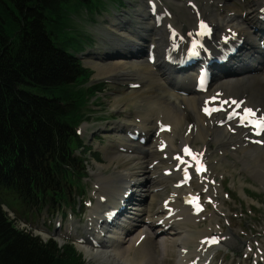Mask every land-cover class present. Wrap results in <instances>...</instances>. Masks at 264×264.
<instances>
[{"label":"bare ground","instance_id":"bare-ground-1","mask_svg":"<svg viewBox=\"0 0 264 264\" xmlns=\"http://www.w3.org/2000/svg\"><path fill=\"white\" fill-rule=\"evenodd\" d=\"M141 1L139 17L143 29L128 32L109 25L114 36L127 42L124 47L137 49L113 53L100 65L88 64L95 69L96 78L105 76L126 85L123 103L114 100L113 106L123 110L132 105L133 111L130 119L117 126L116 133L123 136L114 139L118 142L117 156L124 159L120 162L121 169L113 176L97 179L94 185L95 189L100 186V190L96 189L95 206L89 208L87 215L93 238L87 236L77 244L79 248L84 246L87 255L104 257L109 264H153L156 260L166 264L162 259L168 256V246L172 244L177 248L176 264H210L212 257H205L207 247L222 236L213 239L210 229H189L198 228L197 222L203 217L186 201L203 195L214 208L211 218L219 212L220 202L211 191L220 187L215 180L216 170L225 163L226 155V162L233 158V165L255 174L264 185V0L244 2L245 19L239 17L240 24L236 23V17L242 12L227 4V0H205L201 7L195 0ZM163 2L182 7L185 16L170 12ZM201 23L213 28L214 45H220L217 39L226 40L222 43L223 50L216 53H220L218 59L227 53V59L221 64L213 62L212 68L205 65L212 60L205 57L206 37L197 35ZM187 43L196 52L190 55L194 61L185 66L174 64L176 57L184 56ZM230 46L236 47L233 55L229 53ZM147 49L154 57L152 63ZM202 67L211 72L204 93L196 89ZM252 119L260 122L257 129L249 127ZM163 127L168 131H162ZM144 137L152 139L150 146L141 145ZM187 147L192 148L196 161L205 168L199 175L183 155ZM116 158L107 160L111 164L118 162ZM188 172L190 180L184 181ZM141 184L146 185L145 193L141 192ZM159 189L169 191L158 209L150 213L149 205L155 202L154 193ZM121 190L115 206V196ZM138 191L141 197L147 195L146 205L140 203L143 199L136 195ZM241 192L246 195L244 189ZM207 205L202 203L204 209ZM137 228L133 237H124ZM67 230L72 234L69 226ZM164 234L166 240L153 243ZM208 234L203 245L201 238ZM187 237L194 242L195 249L185 248ZM125 243L130 247H123ZM157 245L162 249L161 260L152 253L158 252Z\"/></svg>","mask_w":264,"mask_h":264},{"label":"trees","instance_id":"trees-1","mask_svg":"<svg viewBox=\"0 0 264 264\" xmlns=\"http://www.w3.org/2000/svg\"><path fill=\"white\" fill-rule=\"evenodd\" d=\"M88 0H0V264H84L70 241H42L3 210L72 206L86 174L77 128L97 90L73 50L66 7Z\"/></svg>","mask_w":264,"mask_h":264},{"label":"rangeland","instance_id":"rangeland-1","mask_svg":"<svg viewBox=\"0 0 264 264\" xmlns=\"http://www.w3.org/2000/svg\"><path fill=\"white\" fill-rule=\"evenodd\" d=\"M195 1L198 3L199 7L205 3V0ZM247 1L251 0L226 1L227 4L230 6L234 5L242 12L240 16L236 17V23L240 24V18L245 19L244 16L246 12L243 3ZM172 3L173 2L165 3V6L170 12L178 13L180 16L182 15V17H184L185 14L182 7ZM146 4L151 5L148 4V2H146ZM141 7V0H88L87 4L74 2L66 7L65 20L68 29L71 30L68 32V36L73 39V50L74 52L82 50L77 55H79L84 69L91 72L87 86H93V89L98 91L94 98L86 99L87 119L77 128V133L83 140L86 148H81L80 151L77 152V154L82 155L85 160L86 174L73 182L75 193L78 195V198L72 206L63 205L57 209L50 208L44 209L43 211L36 212L34 210L31 213H25L16 203L14 196H5L4 198L6 200L4 210L14 222L16 228L32 233L42 241L53 239L59 246L65 244V241H70L77 252L82 255L84 264H109L104 257L98 258L93 254L87 255L83 248L84 246L80 245L79 248L77 243L78 240H84L87 236L93 238L92 233L89 232L90 226L87 224V215L89 208L95 206L93 200L97 188L95 189L94 185L97 183V179L113 176L114 172L121 169V163H123L124 159L122 157L118 158V152L116 151L118 142L114 139L123 136L116 133L118 130L117 126L120 122L123 123L122 120L130 119V113L133 111L132 105L131 107L127 105L129 107L123 110H119V106H113L114 100L123 103L124 97L122 93L126 89V85L111 77L110 78L116 82L107 79L109 77L105 76L96 78L95 69L88 64L94 62L100 65L106 62L113 53H124L132 51V48L135 50L137 49L136 46L124 47L127 42L114 36L110 32L109 25L113 24L114 27L119 26L128 32L143 29L142 21L139 17ZM148 21L151 22V19ZM126 22L127 25L124 24ZM217 40L222 41L221 38ZM145 53L146 52L143 54L144 56ZM209 56L210 54H208L207 58H209ZM101 57L105 58V61L102 60L103 58ZM209 66L211 67L212 65ZM202 70L203 68L201 71ZM208 73L211 75V72ZM115 107L118 109H115ZM110 131H112V135ZM130 137H132V135ZM122 139L123 138H121V141H123ZM151 144L152 139H150V137H144L141 143V145H146L145 147ZM114 156L117 157L116 159H118L119 163L112 161L110 164L107 157ZM228 159L229 161L226 162V155L225 163L216 170L218 177H216L215 180L220 184L222 191H219L220 187L218 190L211 191V194H215L220 202L218 205L219 212L211 218L214 208L210 205L209 200L205 199L203 195L200 196L201 203L208 205L207 208L200 213L203 218L197 222L198 228L191 227L189 229L199 231L210 229L213 233L210 234V236L213 237V239H216L214 238L215 236H222L225 238H217L215 242L207 247L208 252L205 254V257H212L210 264H264V185L255 174L247 172L246 170L241 171L240 165L238 164L233 165L231 163L235 162L233 158ZM135 171L138 172L137 170ZM251 174H253V176ZM131 183L135 182L131 181ZM141 185L143 189L141 192L145 193L147 188L144 187L146 185ZM125 186L122 190L125 189ZM243 189L246 195L241 192ZM98 190H100V186L97 191ZM122 190L115 196V206ZM166 191H169V189H159L154 193L156 194V199H154L155 202L152 205H149L151 208L150 213L158 209L162 199L165 198ZM5 192L8 191L1 189L0 197L4 195ZM138 192L136 195L143 199L140 203L146 205L148 203V198L144 201V196L147 195L141 197L140 192ZM140 198H138V200ZM139 215H142V213L140 212ZM68 226L72 229V234L68 233ZM136 230H138V228L134 229L129 234H125L124 237H133V235L137 233ZM208 236L209 234L201 238L203 245H205V240ZM164 238L166 240V235L157 237L153 243L158 242L157 244H160ZM126 244L127 243H125L123 247H130V245ZM193 245L194 242L187 237L185 248L193 250L195 249ZM150 246L153 249L152 244H150ZM173 246L174 244L168 246V256L162 259V249L160 245H157V247H159L158 252L154 253V250L152 252L154 258L157 259L159 257V260L162 259L166 261V264H176L177 260L175 256L177 248ZM131 255L133 256L132 253ZM153 264H160V262L158 263L156 260Z\"/></svg>","mask_w":264,"mask_h":264},{"label":"water","instance_id":"water-1","mask_svg":"<svg viewBox=\"0 0 264 264\" xmlns=\"http://www.w3.org/2000/svg\"><path fill=\"white\" fill-rule=\"evenodd\" d=\"M3 210H4V207H3ZM5 211V210H4ZM6 212V211H5Z\"/></svg>","mask_w":264,"mask_h":264}]
</instances>
